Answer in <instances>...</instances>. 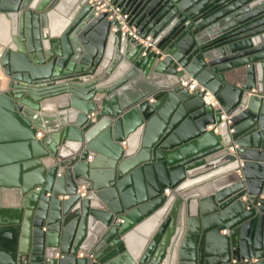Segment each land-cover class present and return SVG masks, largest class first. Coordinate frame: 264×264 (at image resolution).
<instances>
[{"label": "water", "instance_id": "95a60500", "mask_svg": "<svg viewBox=\"0 0 264 264\" xmlns=\"http://www.w3.org/2000/svg\"><path fill=\"white\" fill-rule=\"evenodd\" d=\"M112 1L0 0V264H264V0Z\"/></svg>", "mask_w": 264, "mask_h": 264}, {"label": "built area", "instance_id": "2783aa9c", "mask_svg": "<svg viewBox=\"0 0 264 264\" xmlns=\"http://www.w3.org/2000/svg\"><path fill=\"white\" fill-rule=\"evenodd\" d=\"M87 3L90 4L97 12H106L107 13V18L109 20H117L120 23L121 28L123 30L122 35H124V31L129 30V28L127 27V22H126L127 15L121 13L120 8L116 4H114L112 0H87ZM129 32H130V34L133 37L137 38V36L135 35L133 29L130 30ZM145 41H146L145 43H148L149 37H147ZM180 83H181V85L183 87H186L189 91H192V90H194L195 88H198V87L200 88V90L203 89L202 87H200L197 84V82L194 79H192L190 77L182 78ZM251 93H254V94L258 95L259 97H261L264 100V92L257 93L255 89H252ZM206 94H208V93H206ZM205 99H206V102L211 103L213 106H218L217 101L211 95H207L205 97ZM96 115H97L96 112L92 111V112H90L88 114V118L91 121L95 122L97 120ZM223 118L227 119L228 122H229L228 117L223 116ZM229 131L232 132L233 129H230ZM41 134L42 133L40 131L36 132V136H38V137H40ZM234 147L233 146L230 147L229 151L233 152ZM88 159H91L90 155L88 156ZM36 189H38V187H36ZM86 192H87L86 186H85L84 183H82L79 186L78 193L83 197ZM164 192L166 194H168L169 193V189L165 188ZM118 221L119 222H123V219L119 218ZM85 255H88V254H85V253L80 252V251L77 253L78 257H82V256H85ZM261 259L264 260V257L261 258ZM261 259L260 258H250L249 260L245 259L244 261H249L250 263H256V262H258Z\"/></svg>", "mask_w": 264, "mask_h": 264}, {"label": "crops", "instance_id": "0c3cea01", "mask_svg": "<svg viewBox=\"0 0 264 264\" xmlns=\"http://www.w3.org/2000/svg\"><path fill=\"white\" fill-rule=\"evenodd\" d=\"M185 77L187 78V77H189V76H185ZM150 101H151V100H150ZM211 127H212V125H208V126H207V129H210ZM8 129L10 130L11 128L8 126ZM38 131H40V132L42 133L41 136H40V137H42V135H43L42 130H39V129H38L37 132H38ZM36 137H37V138H40V137H38V136H36ZM90 156H91V155H90ZM91 159H92V157H91ZM89 160H90V159H89Z\"/></svg>", "mask_w": 264, "mask_h": 264}]
</instances>
